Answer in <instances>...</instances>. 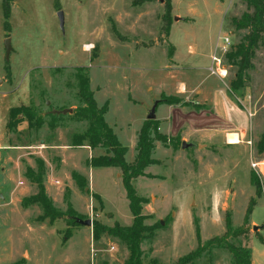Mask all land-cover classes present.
Wrapping results in <instances>:
<instances>
[{"label": "rangeland", "instance_id": "rangeland-1", "mask_svg": "<svg viewBox=\"0 0 264 264\" xmlns=\"http://www.w3.org/2000/svg\"><path fill=\"white\" fill-rule=\"evenodd\" d=\"M57 11L63 13L62 30ZM251 13L246 0H0V264H123L127 258L117 239L103 234L95 242L92 227L68 219L97 220L108 228L132 222L120 171L88 167L86 161L100 151L71 146L72 134L83 132L85 125L73 117L78 107L73 75L79 67L87 68L97 106L107 105L104 120L127 149L128 164L134 161L137 135L154 102L176 97L180 80L201 83L203 92L215 99L224 91L244 118L239 145L222 143L211 132L196 136L221 121L209 117L207 122L215 110L205 98L204 105L195 107L206 116L196 109L198 115L188 117L187 129L196 135L182 129L180 137L191 144L184 150L178 136L163 135L158 124L164 140L154 142L151 157L158 164L132 180L137 197L146 201L145 225L153 226L140 245L143 264H176L210 239L222 238L227 217L233 234L244 232L227 241L245 248L252 243L259 249L256 255L264 258L256 242L260 236L264 240V178L250 167L251 162H264V153L258 156L256 149L264 134V34L236 92H229L236 67L224 59L248 33L237 30L232 19ZM219 37L230 43L222 59L224 80L206 70ZM6 38L11 41L8 61ZM188 95L190 101L198 97ZM31 103L42 117L67 109L72 113L47 116L43 128L30 137L26 121L18 116V132H9V110ZM156 112L170 119L165 104ZM52 119L54 131L47 128ZM169 123L162 125L163 131ZM38 165L47 199L64 213L52 225L33 203L36 186L26 176V169L38 174ZM251 173L262 186L259 198L250 185ZM76 174L86 180L85 189L72 181ZM252 199L255 205L244 224ZM252 223L261 227L259 232L252 231ZM195 264L232 263L227 251L213 250Z\"/></svg>", "mask_w": 264, "mask_h": 264}, {"label": "trees", "instance_id": "trees-1", "mask_svg": "<svg viewBox=\"0 0 264 264\" xmlns=\"http://www.w3.org/2000/svg\"><path fill=\"white\" fill-rule=\"evenodd\" d=\"M246 5L252 10L251 14H243L240 19H232V24L237 30H247L248 33L242 41L234 46L231 51L225 56V60L236 67V74L233 81L230 83V91L236 92L242 88V81L244 72L250 68V59L254 54L258 41L261 35L264 34V0H246ZM4 20L9 17V11L6 7L3 9ZM88 71L85 67L75 69L73 78L75 79L76 99L78 107L73 110V117L79 123L85 124L84 131L81 133L72 134L71 146L82 147L87 146L90 151H100L97 156H91L86 165L90 168H115L121 173V182L125 190V196L128 200L129 212L132 216L130 226H121L115 223L111 228H108L99 223L97 220L92 221V239L97 242L101 235H107L111 238L117 239L126 249L127 258L123 264H143L142 252L140 245L153 232V226L148 227L145 221L148 217L142 214L143 205L146 201L137 197L136 192L132 186V180L143 176V171L146 167L157 165L158 161L153 160L152 154L155 150L154 142L161 141L163 138L158 133V123L153 121H146L137 135L135 145V158L132 164L125 161V154L127 149L123 147L113 130L107 125L104 120V115L107 112V105L98 107L92 91L90 90V80L87 75ZM179 97H169L164 101L160 100L159 104H166L168 106H188ZM158 104V105H159ZM190 107V105H189ZM194 110H200V107H192ZM21 116L22 121L27 123L26 136L30 137L36 134L43 128L44 118L55 116L47 113L42 117L34 104L28 106H21L9 110L7 121V130L9 132L17 133V126L20 122L17 117ZM54 119H52L53 121ZM47 128L54 131L57 126L55 122L47 123ZM164 140V139H163ZM257 155L262 156L264 153V134L260 137L256 144ZM42 169L38 165V174L34 171L26 169V176L31 179L36 186V194L33 198V203L37 204L44 219L48 220L49 224H53L56 220L64 217V213L55 210L50 201L45 195V190L42 184ZM72 181L80 190L86 188V180L78 174L72 176ZM250 185L255 190L256 198L262 194V186L258 177L250 174ZM255 201H249L246 209L244 224L248 222V218L252 213ZM67 212H70L69 209ZM71 215V214H69ZM68 215V216H69ZM72 217V216H69ZM75 224L73 221H69ZM243 231H238L233 234L231 230V221L227 217L225 220V233L222 238L210 239L205 246L197 247V250L188 255L186 258L179 259L176 264H195L203 253H210L213 250H225L230 254L232 264H251V252L248 248L242 247L239 243L228 242V238H234L243 234ZM67 239V238H66ZM104 264V263H102Z\"/></svg>", "mask_w": 264, "mask_h": 264}, {"label": "crops", "instance_id": "crops-1", "mask_svg": "<svg viewBox=\"0 0 264 264\" xmlns=\"http://www.w3.org/2000/svg\"><path fill=\"white\" fill-rule=\"evenodd\" d=\"M210 58V55H209ZM174 59V58H173ZM190 70H192L193 72H195V68L193 67H188ZM207 70V69H206ZM204 70V71H206ZM179 86L175 88L174 90V95L176 97H180V98H185L183 100V102L185 104H190L191 109L187 108V106H181V105H177V106H168L166 105V108L168 109V111L171 112V116L170 119L164 115L157 117L156 116V111H155V121L159 124V131L165 135V136H169L172 138V135H177L180 139L181 142H187V140L183 137H180L182 135V129H185L184 132H186L185 134H189L191 136L196 135L192 131V128H188L187 129V125L188 123V117H194L195 115H198L195 112L194 109L192 107L195 106H200V105H204V103H206V99L208 98L210 99V103L209 106L211 107L212 110H215V114L212 116H206L205 113L203 112L204 110H200L199 113L200 115H204L206 116L207 122L210 124V118L209 117H213V119H217V118H221L220 123L212 129H207L203 132L198 133L196 136H207L210 132L215 136V138H217L218 140L222 141V143L226 142V137H228V135H236L237 139L239 140L238 144H232L229 146H236L240 144L241 138L244 135V131L243 129H241L242 127V122L244 121V118L241 115V112L239 109L236 108L235 105L232 104V102L230 101V99L227 97L226 93L224 91L219 92L215 97L210 96L208 93H206L205 91L203 92L202 89V84L201 83H196L194 85H189L187 84L185 81L180 80L179 81ZM220 91V90H219ZM192 92L198 94V97L196 98V100L190 101V95ZM161 95V94H160ZM213 98V100H211ZM199 100H203V103L199 102ZM159 106V105H158ZM157 106V107H158ZM186 109H188L189 111H187ZM157 110V108H156ZM182 117L184 120L182 122H180V120H178V117ZM170 120V127L167 128V131H163L162 129V125L165 122H168ZM218 120V119H217ZM176 138V139H177ZM227 144V143H226ZM255 226L254 223L251 224V227ZM261 229V227L259 228V230ZM258 230V232H259ZM260 236V233H259ZM260 247V249H264V240L263 238L260 236V238L258 239V241H256ZM251 252L250 255V262L251 264H264V258H260L259 255H256V252L259 250L256 248V246H254V244H250L249 248H248Z\"/></svg>", "mask_w": 264, "mask_h": 264}, {"label": "built area", "instance_id": "built-area-1", "mask_svg": "<svg viewBox=\"0 0 264 264\" xmlns=\"http://www.w3.org/2000/svg\"><path fill=\"white\" fill-rule=\"evenodd\" d=\"M230 48V43L227 38L219 37L218 41L214 47L213 52L210 55V63L207 68L208 73L211 76L217 77L219 80H224L227 75V70L225 66H223L222 59L223 55L227 52ZM86 50H90L86 47ZM236 144L239 143L237 136H236ZM226 143L231 145L232 143L228 141V137H226ZM251 169L256 173L258 177L262 176L264 178V162L263 163H252L250 164Z\"/></svg>", "mask_w": 264, "mask_h": 264}, {"label": "water", "instance_id": "water-1", "mask_svg": "<svg viewBox=\"0 0 264 264\" xmlns=\"http://www.w3.org/2000/svg\"><path fill=\"white\" fill-rule=\"evenodd\" d=\"M159 1L161 2L162 0H159ZM56 17L58 19L59 27L62 30V28H63V13H62V11H57ZM173 20L178 21L179 19L174 18ZM10 52H11V41L9 38H6V39H4V54H5V60L6 61H8V59H9ZM159 102H160V100L154 102L153 106L151 107L150 111L148 112V114L146 116V121L155 120V111H156V108H157ZM71 113H72L71 109L62 110V111H52L51 112L52 115H66V114H71ZM190 147H191V144H186L185 142H182V144H181L182 150H184L186 148H190ZM68 219L70 221H73L77 225L87 227V228L92 227V221L90 219L82 220V219H79L77 217H69ZM160 224L162 225L163 223L160 222ZM259 228L260 227L253 226L252 231L256 232L257 230H259Z\"/></svg>", "mask_w": 264, "mask_h": 264}, {"label": "bare ground", "instance_id": "bare-ground-1", "mask_svg": "<svg viewBox=\"0 0 264 264\" xmlns=\"http://www.w3.org/2000/svg\"><path fill=\"white\" fill-rule=\"evenodd\" d=\"M90 49V48H89ZM228 141L231 142L232 144H236V135H228ZM239 141V140H238ZM231 144V145H232Z\"/></svg>", "mask_w": 264, "mask_h": 264}]
</instances>
